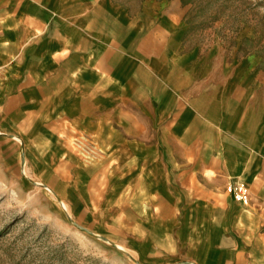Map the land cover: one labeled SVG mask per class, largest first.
I'll return each mask as SVG.
<instances>
[{
	"label": "crops",
	"instance_id": "1",
	"mask_svg": "<svg viewBox=\"0 0 264 264\" xmlns=\"http://www.w3.org/2000/svg\"><path fill=\"white\" fill-rule=\"evenodd\" d=\"M137 6L0 0L1 141L35 179L126 192L144 264H264V75Z\"/></svg>",
	"mask_w": 264,
	"mask_h": 264
},
{
	"label": "rangeland",
	"instance_id": "2",
	"mask_svg": "<svg viewBox=\"0 0 264 264\" xmlns=\"http://www.w3.org/2000/svg\"><path fill=\"white\" fill-rule=\"evenodd\" d=\"M134 1L152 9L164 2L182 18V42L201 56L220 51L230 74L244 63L239 74L264 75V0ZM1 140L0 264H144L128 248L126 192L67 191L69 181L35 179Z\"/></svg>",
	"mask_w": 264,
	"mask_h": 264
},
{
	"label": "built area",
	"instance_id": "3",
	"mask_svg": "<svg viewBox=\"0 0 264 264\" xmlns=\"http://www.w3.org/2000/svg\"><path fill=\"white\" fill-rule=\"evenodd\" d=\"M226 191L234 197L235 200L241 201L244 204L250 202L249 191L241 182H230L226 185Z\"/></svg>",
	"mask_w": 264,
	"mask_h": 264
}]
</instances>
